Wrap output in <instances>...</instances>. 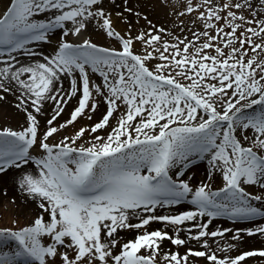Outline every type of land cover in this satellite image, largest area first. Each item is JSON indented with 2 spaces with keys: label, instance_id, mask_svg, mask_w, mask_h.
Masks as SVG:
<instances>
[{
  "label": "snow or ice",
  "instance_id": "obj_1",
  "mask_svg": "<svg viewBox=\"0 0 264 264\" xmlns=\"http://www.w3.org/2000/svg\"><path fill=\"white\" fill-rule=\"evenodd\" d=\"M0 7V99L20 117L0 175L32 205L0 225V264L264 260V0H180L173 27L136 12L127 31L128 0Z\"/></svg>",
  "mask_w": 264,
  "mask_h": 264
},
{
  "label": "rangeland",
  "instance_id": "obj_2",
  "mask_svg": "<svg viewBox=\"0 0 264 264\" xmlns=\"http://www.w3.org/2000/svg\"><path fill=\"white\" fill-rule=\"evenodd\" d=\"M108 4H114L115 10L117 12L122 11V0H106ZM130 6L133 7L134 11L132 13H128L127 11H123V15H127L129 17L128 21H125L122 17L114 16V22L116 27L120 30L127 31L128 23L133 25V29H143L146 27V20L141 16L139 19L136 17V12H140L146 14L147 17L153 20L156 23L164 24L166 27H173L175 15L173 9L179 11V3L180 0H128ZM102 39L96 41L109 44L106 38L102 33ZM84 36L87 37L88 34L84 33ZM101 37V36H100ZM104 37V38H103ZM72 39H77L76 37H70ZM111 41V40H110ZM98 75V74H97ZM83 123V121L81 122ZM207 161H197L196 166L191 169V171L195 174V180L199 181L205 177V170L207 168ZM13 206V202L9 199V197H1L0 200V225L10 224L13 219L18 218L21 223L26 222L32 214L28 215H11L10 210ZM9 215L11 218H9ZM217 224H223L228 226L229 221L227 218H219L216 220ZM249 244L253 247L264 246V238L257 237L249 241ZM249 264H257L256 259H252L249 261ZM259 264H264V260L259 261Z\"/></svg>",
  "mask_w": 264,
  "mask_h": 264
},
{
  "label": "bare ground",
  "instance_id": "obj_3",
  "mask_svg": "<svg viewBox=\"0 0 264 264\" xmlns=\"http://www.w3.org/2000/svg\"><path fill=\"white\" fill-rule=\"evenodd\" d=\"M0 10H2V7H0ZM86 34L91 35L94 40L102 39V35L98 32H91ZM76 38L78 39V37ZM107 41L112 43V41L110 40ZM13 99L14 98L11 95H8L7 99H0V125L14 126L16 122L20 120L19 114L14 106ZM5 188L7 189L6 193L3 191ZM1 197H9V199L13 202V206L10 210L11 215L20 216L32 214V205L30 202H26L24 200V197L22 196L14 182L13 173L0 175V200ZM13 197L15 198V200H13ZM9 218H11L10 215Z\"/></svg>",
  "mask_w": 264,
  "mask_h": 264
}]
</instances>
